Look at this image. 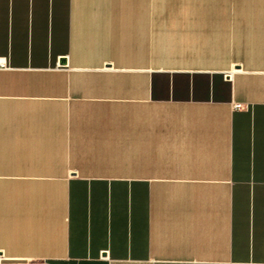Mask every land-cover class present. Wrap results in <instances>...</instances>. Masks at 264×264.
Returning a JSON list of instances; mask_svg holds the SVG:
<instances>
[{
    "label": "crops",
    "instance_id": "obj_1",
    "mask_svg": "<svg viewBox=\"0 0 264 264\" xmlns=\"http://www.w3.org/2000/svg\"><path fill=\"white\" fill-rule=\"evenodd\" d=\"M0 60L1 258L264 264V0H0Z\"/></svg>",
    "mask_w": 264,
    "mask_h": 264
},
{
    "label": "rangeland",
    "instance_id": "obj_2",
    "mask_svg": "<svg viewBox=\"0 0 264 264\" xmlns=\"http://www.w3.org/2000/svg\"><path fill=\"white\" fill-rule=\"evenodd\" d=\"M0 264H45L42 262H13L5 260L4 258H0Z\"/></svg>",
    "mask_w": 264,
    "mask_h": 264
},
{
    "label": "built area",
    "instance_id": "obj_3",
    "mask_svg": "<svg viewBox=\"0 0 264 264\" xmlns=\"http://www.w3.org/2000/svg\"><path fill=\"white\" fill-rule=\"evenodd\" d=\"M5 68H6V63H5V61L0 60V70H3V69H5ZM235 107H236V108H240L241 105L238 104V105H236Z\"/></svg>",
    "mask_w": 264,
    "mask_h": 264
},
{
    "label": "bare ground",
    "instance_id": "obj_4",
    "mask_svg": "<svg viewBox=\"0 0 264 264\" xmlns=\"http://www.w3.org/2000/svg\"><path fill=\"white\" fill-rule=\"evenodd\" d=\"M1 258V257H0Z\"/></svg>",
    "mask_w": 264,
    "mask_h": 264
}]
</instances>
